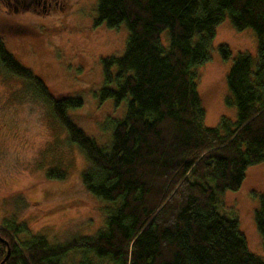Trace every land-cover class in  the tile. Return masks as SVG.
Instances as JSON below:
<instances>
[{
	"label": "trees",
	"instance_id": "1",
	"mask_svg": "<svg viewBox=\"0 0 264 264\" xmlns=\"http://www.w3.org/2000/svg\"><path fill=\"white\" fill-rule=\"evenodd\" d=\"M95 11L94 26L123 24L128 33L122 55L102 60L104 82L115 89L102 88L99 101L129 99L109 147L97 146L67 117L66 110L80 107L78 97L51 104L88 161L83 187L113 206L94 234L53 245L25 224L2 220L0 264H60L70 252L110 264H264L249 252L236 220L216 210L217 194L238 190L245 170L264 161V0H97ZM225 19L237 31H254L256 62L242 53L232 59L226 103L236 118L207 128L195 69L208 61L215 28ZM218 51L224 60L231 56L225 45ZM0 64L41 89L1 41ZM253 219L264 247V194Z\"/></svg>",
	"mask_w": 264,
	"mask_h": 264
},
{
	"label": "rangeland",
	"instance_id": "2",
	"mask_svg": "<svg viewBox=\"0 0 264 264\" xmlns=\"http://www.w3.org/2000/svg\"><path fill=\"white\" fill-rule=\"evenodd\" d=\"M31 5L28 6V3ZM97 0H0V41L19 66L36 77L29 80L6 71L0 64V223L25 224L30 235L49 245L90 236L103 228L112 208L85 190L81 173L88 161L53 114L51 101L78 97L79 108L67 117L97 146L107 149L114 122L123 118L127 101H99L106 85L102 60L122 55L127 30L94 26ZM163 46L168 33L160 36ZM231 53L222 59L218 47ZM239 53L256 62V36L252 29L235 30L228 19L215 28L209 58L195 69L196 88L204 110L203 125L215 128L221 118L234 121L236 109L228 105L225 77ZM114 73V68L111 70ZM42 88L46 92L43 95ZM61 173L49 178L47 172ZM264 194V161L249 166L236 191L217 194V212L234 219L247 248L264 259L262 239L254 224L259 195ZM27 236H19L24 240ZM110 264L91 254L70 252L60 264Z\"/></svg>",
	"mask_w": 264,
	"mask_h": 264
},
{
	"label": "flooded vegetation",
	"instance_id": "3",
	"mask_svg": "<svg viewBox=\"0 0 264 264\" xmlns=\"http://www.w3.org/2000/svg\"><path fill=\"white\" fill-rule=\"evenodd\" d=\"M30 5H31V2L28 3V6H30Z\"/></svg>",
	"mask_w": 264,
	"mask_h": 264
},
{
	"label": "water",
	"instance_id": "4",
	"mask_svg": "<svg viewBox=\"0 0 264 264\" xmlns=\"http://www.w3.org/2000/svg\"><path fill=\"white\" fill-rule=\"evenodd\" d=\"M7 256V255H6Z\"/></svg>",
	"mask_w": 264,
	"mask_h": 264
}]
</instances>
